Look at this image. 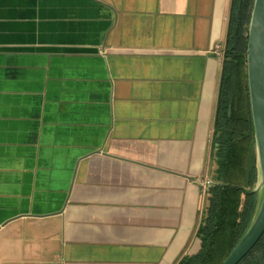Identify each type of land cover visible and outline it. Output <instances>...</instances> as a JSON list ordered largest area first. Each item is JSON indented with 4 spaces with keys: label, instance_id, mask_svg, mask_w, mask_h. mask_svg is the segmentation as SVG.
I'll list each match as a JSON object with an SVG mask.
<instances>
[{
    "label": "crops",
    "instance_id": "crops-1",
    "mask_svg": "<svg viewBox=\"0 0 264 264\" xmlns=\"http://www.w3.org/2000/svg\"><path fill=\"white\" fill-rule=\"evenodd\" d=\"M230 4L0 0V264L199 251Z\"/></svg>",
    "mask_w": 264,
    "mask_h": 264
},
{
    "label": "trees",
    "instance_id": "trees-1",
    "mask_svg": "<svg viewBox=\"0 0 264 264\" xmlns=\"http://www.w3.org/2000/svg\"><path fill=\"white\" fill-rule=\"evenodd\" d=\"M255 0H231L212 136V185L196 237L200 249L177 264H223L260 204L259 169L248 83V41ZM239 264H264V235Z\"/></svg>",
    "mask_w": 264,
    "mask_h": 264
},
{
    "label": "water",
    "instance_id": "water-1",
    "mask_svg": "<svg viewBox=\"0 0 264 264\" xmlns=\"http://www.w3.org/2000/svg\"><path fill=\"white\" fill-rule=\"evenodd\" d=\"M248 83L259 169L260 204L247 232L223 262L239 264L264 235V0H255L248 41ZM213 183L211 182L210 186Z\"/></svg>",
    "mask_w": 264,
    "mask_h": 264
},
{
    "label": "rangeland",
    "instance_id": "rangeland-1",
    "mask_svg": "<svg viewBox=\"0 0 264 264\" xmlns=\"http://www.w3.org/2000/svg\"><path fill=\"white\" fill-rule=\"evenodd\" d=\"M212 172H213V170H212ZM212 172H211V174H210L211 178H209L208 182H209V181H212ZM206 184H207V183H206ZM206 184H205V186L208 188L209 186L206 185Z\"/></svg>",
    "mask_w": 264,
    "mask_h": 264
},
{
    "label": "built area",
    "instance_id": "built-area-1",
    "mask_svg": "<svg viewBox=\"0 0 264 264\" xmlns=\"http://www.w3.org/2000/svg\"><path fill=\"white\" fill-rule=\"evenodd\" d=\"M221 53H222V52H221ZM210 184H211V181L207 182V184H206V185L210 186Z\"/></svg>",
    "mask_w": 264,
    "mask_h": 264
}]
</instances>
